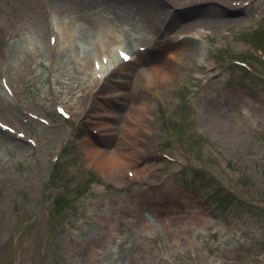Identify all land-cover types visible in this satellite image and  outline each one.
Segmentation results:
<instances>
[{
  "label": "rangeland",
  "instance_id": "rangeland-1",
  "mask_svg": "<svg viewBox=\"0 0 264 264\" xmlns=\"http://www.w3.org/2000/svg\"><path fill=\"white\" fill-rule=\"evenodd\" d=\"M85 1L83 14L119 38L90 69L91 46L67 51L52 37L69 13L46 4L36 24L0 0V264H264V0H232L245 10L221 18L192 13L209 25L186 34L172 28L194 52L176 84L137 98L153 121L139 132L147 175L100 171L81 149L85 133L107 151L116 142L83 124L84 97L122 61L118 50L152 44L123 0ZM125 75L124 94L141 78ZM113 89L97 96L117 127Z\"/></svg>",
  "mask_w": 264,
  "mask_h": 264
},
{
  "label": "bare ground",
  "instance_id": "bare-ground-1",
  "mask_svg": "<svg viewBox=\"0 0 264 264\" xmlns=\"http://www.w3.org/2000/svg\"><path fill=\"white\" fill-rule=\"evenodd\" d=\"M231 1L123 0L124 5L130 8V17L125 20L131 24L135 23L141 31L151 35L152 39L150 42L152 44L142 53L135 50L128 52L131 59L127 63L114 56L115 61L104 70L107 76L102 80L103 85L101 87L96 86L87 97H84L83 106L86 112L83 114V124L89 127L93 126L103 141L111 139L112 137L110 136L116 137L113 149L107 151L102 147V149L100 148L102 145L101 140H95V137L88 133L84 134L80 140V145L89 165L98 168L100 171H109L110 173H119L121 171L122 174L125 173L126 168H134V173L141 171L142 174L146 175L155 170L154 165H149L147 164L148 162L138 157V152H141L143 145V139L139 132L144 128V125L153 121L148 105L142 101L139 102L137 98L138 96L146 98L152 92L161 94L164 87L176 84L180 79L182 70L189 69L187 62L194 50L186 44L192 41V38L187 35L181 41L170 38L168 34H170L172 28L177 26L180 33L186 34L196 30L197 27L208 26L209 23L201 22V18H190L192 13L198 15L199 11L204 12L200 17L204 15L209 17L211 15L212 18H221L228 11L241 13L245 10L246 6L244 4L239 5L241 8H236L235 6L237 5L233 6ZM13 2L16 3L14 10L17 12L21 11L23 14L30 12L32 14L31 18L36 24H40V10L45 8L46 4L50 6L51 11L54 10L57 14H61V12L63 14L69 13L68 22L60 26L57 32L50 28V32H54L52 37H55V40L59 39L56 44L59 43L65 46L67 51L70 50V44L73 42H82L91 46L89 52V55L91 53V60H89V55L85 59V67L87 69H90V62H93L96 66L97 60L101 56L110 55L112 53L111 50L116 45H119L117 32H114L112 28L107 29L109 24L103 22L101 18H89L83 14V7L89 4L85 0H13ZM223 4L228 7L224 8ZM248 5L251 6L252 2ZM218 6L224 9H220ZM182 20L184 23L181 22ZM213 20L211 19L210 22L212 23ZM238 20L240 19H234L233 21ZM98 27L103 29L101 38L98 33ZM51 42H53L52 38ZM51 49L52 47H50ZM135 64L141 65L143 68L140 69L139 67L137 71H132L131 65ZM130 72L141 76L140 85L137 87L133 84L128 93H120L116 86L119 83H126V81L121 79L127 78L128 75L126 76L125 74H130ZM113 79L118 80L111 85ZM96 84L98 85L99 82ZM107 86L109 88L114 87V89L109 95H105L106 102L110 98L117 102L123 100L119 103L121 107L120 115H114L113 117L119 120L117 127L104 120L108 115L105 114L106 110L102 104L103 100L97 96L101 89H106ZM155 96L157 95L155 94ZM97 107L102 110L103 114L91 117L88 112L96 110ZM146 131L148 133L151 132L148 129ZM93 252L96 254V250H93Z\"/></svg>",
  "mask_w": 264,
  "mask_h": 264
},
{
  "label": "snow or ice",
  "instance_id": "snow-or-ice-1",
  "mask_svg": "<svg viewBox=\"0 0 264 264\" xmlns=\"http://www.w3.org/2000/svg\"><path fill=\"white\" fill-rule=\"evenodd\" d=\"M122 58L125 59V60L128 59V57L126 55H122Z\"/></svg>",
  "mask_w": 264,
  "mask_h": 264
}]
</instances>
